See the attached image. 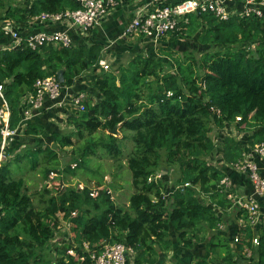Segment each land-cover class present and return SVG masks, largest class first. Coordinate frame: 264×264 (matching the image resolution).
Listing matches in <instances>:
<instances>
[{
  "label": "trees",
  "instance_id": "16d2710c",
  "mask_svg": "<svg viewBox=\"0 0 264 264\" xmlns=\"http://www.w3.org/2000/svg\"><path fill=\"white\" fill-rule=\"evenodd\" d=\"M78 7L74 0H0V30L5 20L19 24ZM186 17L159 39L156 50L136 52L124 63L115 62L111 71L99 65V44L0 50V85L12 129L22 119V98L34 91L38 79L57 78L62 71V86L71 87L91 70L95 78L89 86L96 96L94 101L82 91L87 94L84 110L69 109L64 126L51 134L55 147H74L65 169L49 145L27 149L11 161L24 160L31 171L41 165L45 206L34 208L24 180L11 178L10 162L0 165V264H88L89 252L103 243L131 248L132 264L154 263L158 249L172 247L170 231L177 246L189 249L204 242L214 260H222L217 248L227 252L229 243L215 233L216 211L223 213L231 203L220 184L224 171L209 161L233 165L264 142V22L237 16L219 21L212 14ZM193 39L198 44L194 51H204L199 56L187 49ZM230 125L235 135H228ZM43 132L31 122L24 128L29 136ZM97 150L114 162L124 157L133 190L127 206L116 205L101 182L95 197L90 187L79 189L78 184L59 190L61 183H54L58 192L50 194L46 182L51 174L86 169V157ZM61 221L70 226L73 243L57 247L52 242ZM256 254L258 264H264V229ZM223 260L232 264L229 257ZM192 261L180 258L176 264Z\"/></svg>",
  "mask_w": 264,
  "mask_h": 264
},
{
  "label": "built area",
  "instance_id": "2783aa9c",
  "mask_svg": "<svg viewBox=\"0 0 264 264\" xmlns=\"http://www.w3.org/2000/svg\"><path fill=\"white\" fill-rule=\"evenodd\" d=\"M78 4V9L74 11H66L61 14H45L31 17L32 24H57L66 22L70 26L82 33H87L91 29L98 26L102 20L108 16L112 10L118 6V0H74ZM203 15L212 14L219 21H227L232 17L253 18L264 22V0H178L173 4L160 6L158 4L150 13H137L124 27L121 34L123 38L143 37L158 41L161 37L169 32L177 30L181 20L186 19L187 15ZM1 31L10 36L11 42L8 46H0V50H15L29 48L36 50L48 44L60 45L69 48L72 45V39L67 31L46 32L40 31L31 35L23 34L20 31L19 24L13 20H5L1 26ZM99 65L104 70L107 69V63L103 60L99 61ZM64 86L60 84L56 77H46L36 80L34 91L22 98L23 105L22 119L23 126L31 121L35 115V111H40L45 101L52 102L53 107L67 106L71 110L82 112L84 110V102L86 95L77 93L73 95H63ZM10 108L4 98L3 86L0 85V158L4 157L5 150L13 140L19 125L12 129L9 127ZM64 123L66 117H64ZM240 120V118H236ZM233 125H230V132L235 135ZM60 126L59 128H62ZM224 134V132H221ZM217 139H215V146ZM254 159L258 160V163ZM215 165L216 160L209 161ZM223 163V162H222ZM218 164H221L219 162ZM75 166V165H72ZM236 171L247 174L252 184L254 194L256 196H264V177L260 174V170H264V142L255 144L252 148L246 150L241 160L232 165ZM51 176V177H50ZM46 182H50L57 177L51 174ZM159 178V175L156 176ZM223 188L228 189V179L223 178L220 182ZM84 186L79 183L78 188ZM228 192V191H227ZM97 193L93 190L90 196ZM228 198H232L230 194ZM254 198V197H253ZM256 198H245V200L237 199L234 201L237 208L246 214V219L240 218V225L246 229H253L261 224V215L259 212V203ZM2 205L0 204V218L2 216ZM61 228V225L58 226ZM61 231V230H60ZM57 239V240H56ZM56 240V241H55ZM58 241V234H55L54 243ZM252 244L258 245L259 238H252ZM233 242L238 243V235L234 237ZM87 249V244H84ZM73 255V250L67 252ZM250 255V250H246ZM134 252L124 243H103L98 250L89 252L88 264H132ZM82 260V259H80Z\"/></svg>",
  "mask_w": 264,
  "mask_h": 264
},
{
  "label": "crops",
  "instance_id": "0c3cea01",
  "mask_svg": "<svg viewBox=\"0 0 264 264\" xmlns=\"http://www.w3.org/2000/svg\"><path fill=\"white\" fill-rule=\"evenodd\" d=\"M177 1L178 0H118L117 8L112 10L98 26L87 33L80 32L66 22L48 25L32 24L30 22L31 18L29 20L27 19L24 23H19V28L20 31L26 35H31L40 31H67L71 36L72 43L75 45H102L101 60L105 63H110L111 61L117 62L121 60L123 52H132L131 57L136 52L146 54L147 48H151L152 46L156 47L155 44L157 45L159 42V40L153 41L143 37L123 38L121 34L125 25L137 13H150L158 4H173ZM0 38L4 39V43H0V46H8L11 42L10 36L3 33L1 30ZM105 70L108 71L107 69ZM94 78V72L91 70L85 71L75 80L73 86L64 87L63 95H73L85 91L89 92L90 98L95 101V92H93L92 88L89 86ZM85 95L87 96V94ZM52 104V102L45 101L41 110L35 111L33 119L29 121V123L31 122L41 125L44 128V132L38 136L25 135V127L22 123H19V132L16 133L7 147L8 151H10V148L12 147L15 148V150L13 149L15 153L19 154L27 149H34L43 144L49 146L52 145L51 134L58 131V129L60 130L59 125L64 123V117L70 115L67 106L62 105L61 107H53ZM7 153V150H5L4 155L8 156ZM1 160L2 158H0V161ZM254 160L258 163L257 159ZM219 162H221V164H218ZM216 164L224 171V178L228 179V192L226 198L230 201L231 206L223 213L219 209L216 211L217 215L220 217V222L217 224L215 233L219 234L229 243L228 251L231 252V255L228 254V251L225 252V250L218 247L217 254L218 257H222V260H214V255L206 249L204 242L195 243L194 246L189 249L179 247L175 243L173 232L170 231V237L173 244L172 247L166 252L158 249L156 261L154 263L142 262V264H176L180 258H192L193 261L191 264H196V261L198 260H205L208 264H231L223 260L225 257L231 258L232 264H258V255L256 254L258 245L252 244L251 240L254 237L259 238L264 229V196L261 197L254 194L252 184L249 181L247 174L236 171L232 168V165H228L225 161L216 160ZM260 174L264 177V170H260ZM229 194L232 198H228ZM166 197H168V193H166ZM247 197L252 199L256 198L255 200L259 203V212L262 222L253 229L241 227L239 220L241 217L246 219V214L239 210L234 203L237 199L245 200ZM122 205L127 206V203ZM61 227V231L58 233L57 247L71 240L72 237L65 232V230H67L66 227H70L67 222L61 221ZM246 231H248V233ZM237 235L239 237V242L235 243L233 242V239ZM245 235H250V237L249 240L246 239V242H243ZM246 250H250V255H247ZM74 252L75 251H73V253Z\"/></svg>",
  "mask_w": 264,
  "mask_h": 264
},
{
  "label": "rangeland",
  "instance_id": "374dc122",
  "mask_svg": "<svg viewBox=\"0 0 264 264\" xmlns=\"http://www.w3.org/2000/svg\"><path fill=\"white\" fill-rule=\"evenodd\" d=\"M188 48L187 44L185 45L188 50L192 49L193 53L197 56L201 55L204 51L195 50L198 46L196 39H193L190 41ZM161 42H159L156 47L152 46L153 50H156L158 46H160ZM181 47V45H180ZM179 48V46L177 47ZM148 51V48H147ZM130 53V54H129ZM131 53L127 51L123 52L121 55V61L122 63L126 62L128 59L131 58ZM145 54V53H144ZM113 62V63H112ZM115 61L108 62L107 70L111 71L113 66H115ZM114 69V68H113ZM64 126V123L59 125ZM245 132H242V134ZM76 142V139H75ZM44 145V144H43ZM51 148L53 147L55 150V153L58 156L59 162H60V168L65 169V164L68 162L71 158H73L72 150L74 147L67 148L65 150L59 149L58 147H55L54 145H50ZM129 147V144H128ZM15 148H10V151H8V156L4 155L2 160L0 161V165L4 162H10V176L13 179L22 178L24 180L25 184V191L28 196H30L32 204L34 208L40 209L45 204L42 202V197H44L45 190L43 186V181L40 177V166L39 165L34 171H31V164L21 160L16 162H11L14 158V156L17 154L15 153ZM13 150V151H12ZM76 153L79 154V152L76 151ZM76 154V155H78ZM41 157V156H40ZM6 158V159H5ZM86 160H88L87 168L86 169H77L74 174H70L68 172H62L58 174L57 177H54V182H52V185H47L50 190V194H55L58 191L53 190L54 183H61V187L59 190H64L65 187H73L76 184L81 183L83 186H88L91 188V190L94 189V191L98 194L99 188L103 187L105 189H108V191L111 194V197L116 205L123 206L122 204H126L128 201V198L133 193L132 185H131V174L128 170L124 157L122 158V161L114 162L113 160H110L107 158L100 150H97L95 155H88L86 157ZM39 172V173H38ZM51 177V176H50ZM168 183L172 182V180L168 177ZM98 182H101V187H97ZM171 184H169V188H171ZM55 189V188H54ZM97 194L95 196H97ZM93 196V197H95ZM67 230H65L66 233L71 237V231L70 227H66ZM57 240V239H56ZM55 240V241H56ZM67 242L73 243V240H69ZM54 243V242H52ZM57 243V242H56ZM55 243V244H56ZM66 242L64 243V245ZM57 246V245H56ZM56 247L54 244H51V250H55ZM73 256H77L76 252L73 253ZM80 261V260H79ZM247 262V261H246Z\"/></svg>",
  "mask_w": 264,
  "mask_h": 264
},
{
  "label": "water",
  "instance_id": "95a60500",
  "mask_svg": "<svg viewBox=\"0 0 264 264\" xmlns=\"http://www.w3.org/2000/svg\"><path fill=\"white\" fill-rule=\"evenodd\" d=\"M57 80H58V82H59L60 84L63 83V72H62V71H59V72L57 73Z\"/></svg>",
  "mask_w": 264,
  "mask_h": 264
}]
</instances>
